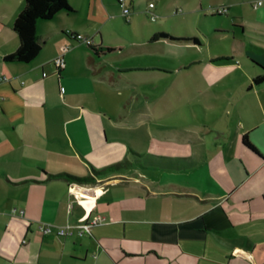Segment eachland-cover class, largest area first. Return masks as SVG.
Instances as JSON below:
<instances>
[{"label":"crops","instance_id":"1","mask_svg":"<svg viewBox=\"0 0 264 264\" xmlns=\"http://www.w3.org/2000/svg\"><path fill=\"white\" fill-rule=\"evenodd\" d=\"M67 1L74 13L37 22L38 56L8 64L24 0H0V264H52L41 253L56 244L66 264H264V83L252 85L263 75L264 2L231 22L228 50L183 66L194 72L197 115L166 130L145 112L124 120L103 101L98 64L122 50L96 56L71 39L95 22H79L77 0ZM86 9L93 19L97 9ZM124 161L88 184L50 178L92 177ZM71 184L83 190L71 194ZM95 217L105 223L82 237L36 233Z\"/></svg>","mask_w":264,"mask_h":264},{"label":"rangeland","instance_id":"2","mask_svg":"<svg viewBox=\"0 0 264 264\" xmlns=\"http://www.w3.org/2000/svg\"><path fill=\"white\" fill-rule=\"evenodd\" d=\"M258 2L264 0H125L130 14L124 19L114 0H95L88 2L90 6L77 0L79 22H95H89V30L82 33L93 38L90 46L122 50L98 64L103 101L124 120L148 113L151 128L174 129L182 119L190 125L197 115L191 96L194 72H183V66L228 50L237 37L231 22L238 23L242 11L243 15L256 12L253 7ZM149 3L153 8H148ZM93 6L96 15L90 19L86 8ZM218 8H225L228 15L217 18ZM70 19L76 23V17ZM64 40L65 47H77L67 37ZM55 44L48 43L44 52H51ZM36 233L40 240L44 237ZM56 246L43 250L41 256H49L52 264L68 263Z\"/></svg>","mask_w":264,"mask_h":264},{"label":"trees","instance_id":"3","mask_svg":"<svg viewBox=\"0 0 264 264\" xmlns=\"http://www.w3.org/2000/svg\"><path fill=\"white\" fill-rule=\"evenodd\" d=\"M72 14L74 11L69 6L67 0H24L23 8L15 17L12 30L15 33L18 46L14 53L3 57V62L8 64H28L32 62L40 53L41 46L36 38V24L39 21H50L59 13ZM126 19V18H125ZM96 56H105L117 49L102 48L101 46H85ZM255 64V63H254ZM260 67V66H259ZM263 72L262 76L256 77L252 81L253 86L264 83V68L260 67ZM243 145L254 151L253 146L248 142L247 137L242 138ZM125 161L106 167L100 171H92L90 175L84 177H74L66 174L51 175L52 179H62L67 182H75L78 184H88L93 182L95 178L107 175L117 174Z\"/></svg>","mask_w":264,"mask_h":264},{"label":"built area","instance_id":"4","mask_svg":"<svg viewBox=\"0 0 264 264\" xmlns=\"http://www.w3.org/2000/svg\"><path fill=\"white\" fill-rule=\"evenodd\" d=\"M116 3L118 4L120 8H122L123 18L127 19L130 14V11L129 9L125 7L126 5L125 0H116ZM260 5H261V2H258L256 3L255 7L260 6ZM148 8L150 9L153 8V5L151 3L148 4ZM226 13H227V10L225 8H218L215 10L216 15H226ZM151 20L153 21L154 17H152ZM67 35L71 39L76 41L77 43L82 44L84 46H90V44L93 42L92 39L86 38L80 34L67 32ZM63 52H66V48L63 50ZM51 66L55 69L56 72L64 69L65 62L63 58V53L51 62ZM42 76L45 77L46 74L43 73ZM7 81L8 79L6 77H0V83H5ZM63 92H64V89L61 87L60 93L63 94ZM1 101H2V98L0 97V102ZM75 189L83 190V188L79 187L77 184H71L69 186V192L71 194H78V192H76ZM104 223H105V219L103 217H95L91 219L90 221H88L86 224L82 226H78V227L73 226L71 224H66L65 226H62V227H52V226L41 225L38 227V231L42 236H50L52 234H55L57 238H68L72 236L82 237L86 233H88L90 228L103 225ZM242 256L248 261L251 260V256L246 253H242Z\"/></svg>","mask_w":264,"mask_h":264},{"label":"bare ground","instance_id":"5","mask_svg":"<svg viewBox=\"0 0 264 264\" xmlns=\"http://www.w3.org/2000/svg\"><path fill=\"white\" fill-rule=\"evenodd\" d=\"M75 191H78V189H75Z\"/></svg>","mask_w":264,"mask_h":264}]
</instances>
